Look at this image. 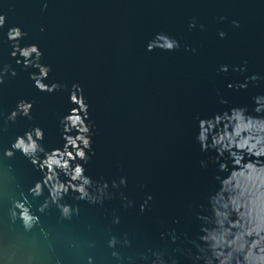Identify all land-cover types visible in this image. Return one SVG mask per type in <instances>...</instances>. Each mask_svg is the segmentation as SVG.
<instances>
[{
	"label": "water",
	"instance_id": "water-1",
	"mask_svg": "<svg viewBox=\"0 0 264 264\" xmlns=\"http://www.w3.org/2000/svg\"><path fill=\"white\" fill-rule=\"evenodd\" d=\"M44 3L48 7L41 11ZM0 13L6 14L0 41H6L9 27L26 32L21 46L36 44L43 53L40 63L51 68L45 84L83 89L88 122L95 126V155L85 174L108 182L114 193L103 205L75 201L70 193L64 202L80 208L70 221L60 220L54 207L37 213L47 239L39 228L24 232L18 221L10 223V202L41 174L19 153L3 159L2 149L36 126L44 130L46 150L62 149L58 120L73 105L65 90L38 92L28 79L36 70L21 71L9 58L8 44L0 43V63L17 72L0 86V112L6 117L20 99L34 102L31 120L18 118L0 134V264H88V257L92 264H129V257L134 264H150L151 257L140 259L148 249L170 252L177 246L168 232L194 236L195 212L215 190L217 167L210 160L215 153H202L195 142L196 117L251 107L254 96H264V0H0ZM192 21L195 27L189 29ZM158 34L177 40L180 48L146 51ZM221 66L227 72H220ZM253 75L261 79L243 90L227 87ZM120 178L126 187L112 189L111 182ZM120 192L134 202L132 208L122 206ZM46 196L29 197L33 211ZM114 216L117 225L111 223ZM125 234L128 247H107L110 235L122 240ZM112 251L122 259H114Z\"/></svg>",
	"mask_w": 264,
	"mask_h": 264
},
{
	"label": "clouds",
	"instance_id": "clouds-1",
	"mask_svg": "<svg viewBox=\"0 0 264 264\" xmlns=\"http://www.w3.org/2000/svg\"><path fill=\"white\" fill-rule=\"evenodd\" d=\"M44 3L41 11L46 10ZM12 9H9L11 11ZM221 20L224 17L220 18ZM234 27H239L238 22L233 21ZM6 25V14L0 13V33ZM195 27V22L189 23V29ZM203 30L204 26H200ZM44 31L43 28L40 29ZM10 47L9 58L15 61V65L21 71L29 68L35 72L29 73L28 79L32 86L40 93L52 94L65 90L68 92V103L73 105L59 120L60 139L63 141L61 148L48 151L42 141L44 130L32 127L17 135L14 142L2 149L5 160H11L16 153L24 157L32 168L41 174V179L33 186L19 194V199L10 202L7 215L10 223H20L24 232H31L39 228L45 239L48 233L40 226V216L54 207L62 221H70L80 213L79 205H71L64 202V198L72 193V199L86 202L89 205H103L105 200L113 198L114 193L109 191V184L102 180H93L85 174L87 165L92 156L91 136L95 126L90 124L88 109L83 89L78 84H73L69 89L66 85L58 83L45 84L51 68L40 63L43 53L36 44L21 46V41L27 37V33L20 27L12 26L4 34ZM221 39L225 37L220 32ZM180 48L177 40L164 34H158L146 45V51L160 50L173 52ZM189 49L186 47L185 51ZM192 51H195L194 49ZM227 66H221L220 72H227ZM243 72L245 69H233ZM17 72L11 64L0 63V86L7 79L15 78ZM261 79L253 75L246 78L245 83L227 87L241 90L247 87L249 81L255 82ZM221 104L227 103L225 100ZM34 102L20 99L15 108L5 117L0 112V134L7 132L8 125L14 124L18 118L31 120V112ZM197 119V132L195 142L202 153L214 152L210 157L211 163L216 165V174L213 177L216 185L206 198V206L198 205L195 212L198 231L192 237L186 233L178 235L175 230L168 232L172 247L167 249L147 250V254L140 257L150 264H179L177 257H183L187 264H264V96H254L252 106L232 107L227 111L215 113L209 118ZM202 168L207 167V162L201 161ZM12 171V166H8ZM63 178V179H62ZM126 187L125 178L111 182V188L118 190ZM35 211L29 200H37L45 195ZM124 208H132L134 202L129 200L122 192L119 193ZM151 196L140 205V212L148 206ZM111 223H120L119 217L114 216ZM174 223H177L174 221ZM164 234L161 235V239ZM179 242V244H178ZM118 244L128 247L130 244L127 234L122 240L110 235L107 247L114 249ZM71 247V245H70ZM91 247V245H90ZM110 255L119 261L122 257L112 251ZM129 264H134L131 257ZM88 264H92V258L88 257Z\"/></svg>",
	"mask_w": 264,
	"mask_h": 264
}]
</instances>
